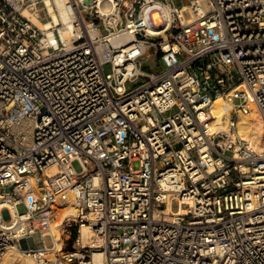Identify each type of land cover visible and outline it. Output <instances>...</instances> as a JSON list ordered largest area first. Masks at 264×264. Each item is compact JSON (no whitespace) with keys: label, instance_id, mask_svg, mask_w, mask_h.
Here are the masks:
<instances>
[{"label":"built area","instance_id":"built-area-1","mask_svg":"<svg viewBox=\"0 0 264 264\" xmlns=\"http://www.w3.org/2000/svg\"><path fill=\"white\" fill-rule=\"evenodd\" d=\"M253 109L264 0H0V264H264Z\"/></svg>","mask_w":264,"mask_h":264},{"label":"bare ground","instance_id":"bare-ground-1","mask_svg":"<svg viewBox=\"0 0 264 264\" xmlns=\"http://www.w3.org/2000/svg\"><path fill=\"white\" fill-rule=\"evenodd\" d=\"M114 41V40H113ZM232 104L224 101L221 97L214 100L211 107V120L210 129L220 130L227 129L230 120V110ZM255 116L241 114L238 118L237 128L239 136H241L247 143H249L252 150L261 152L262 137H263V121L259 117L258 113L255 112ZM84 237L87 239L88 228L83 227ZM18 251L8 252L1 264H33L31 261L21 259L17 253ZM22 253V252H21ZM22 257V256H21ZM101 254L95 256L96 260H100Z\"/></svg>","mask_w":264,"mask_h":264},{"label":"rangeland","instance_id":"rangeland-1","mask_svg":"<svg viewBox=\"0 0 264 264\" xmlns=\"http://www.w3.org/2000/svg\"><path fill=\"white\" fill-rule=\"evenodd\" d=\"M190 1H191V0H175V4H176L177 6H183V5H187V4H189ZM153 20H154L156 23L159 22V17H158L157 14H154V15H153ZM143 64H144V69H145L146 71H154V70L160 68V64H159L158 62H156L155 60H146V59H143ZM110 69H111V68H110V65H109V64H106V65L103 66V71H104L105 73H109V72H110ZM132 87H133V84H128V85H127V89H128V90L132 89ZM224 101H225V100H224ZM227 102H229V101H227ZM255 112H257V111H256L255 109H253V110L249 111L247 114H243V115H248V114H250V115H252V117L255 118V117H257V116H255V114H256ZM240 115H241V114H240ZM240 115H239V116H240ZM258 115H259V114H258ZM230 116H234V114L231 113ZM259 117H260V116H259ZM249 145H250V144H249ZM256 152H260V151H257V150H256ZM72 167H73V169H74L76 172H79V171H81V169H82V167H81V165H80V163H79L78 161H74V162L72 163ZM90 168L92 169L91 166H90ZM134 168H135V169L138 168L136 163H134ZM17 210H18L19 213H24V212H25V209H24V206H23V205H19V206L17 207ZM1 215H2V218H3L4 221H9V220H10V212H9L8 209H6V208L3 209L2 212H1ZM46 243H47L48 245H50L51 242H50V239H49V238L46 239ZM28 245H29L30 247L41 246V242H40L39 236H38V235H35L33 238L28 239ZM17 253H18V255L20 256L21 259H25V260L31 261L33 264H35V263H34L29 257L25 256V255L22 254L21 252H17ZM21 256H22V257H21Z\"/></svg>","mask_w":264,"mask_h":264}]
</instances>
